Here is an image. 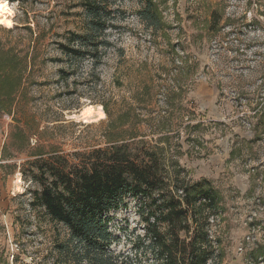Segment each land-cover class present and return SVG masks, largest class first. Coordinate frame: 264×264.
Instances as JSON below:
<instances>
[{
	"label": "rangeland",
	"instance_id": "rangeland-1",
	"mask_svg": "<svg viewBox=\"0 0 264 264\" xmlns=\"http://www.w3.org/2000/svg\"><path fill=\"white\" fill-rule=\"evenodd\" d=\"M7 1L0 264H71L60 248L77 250L68 229L31 205L32 163L76 164L114 145L156 154L170 181H210L223 209L213 226L219 264H264V0H150L157 29L141 18L146 0H109L108 29L84 45V0ZM62 45L91 53L75 58ZM100 107L105 118H84ZM144 212L127 197L108 214L109 250L123 264L153 262Z\"/></svg>",
	"mask_w": 264,
	"mask_h": 264
},
{
	"label": "trees",
	"instance_id": "trees-1",
	"mask_svg": "<svg viewBox=\"0 0 264 264\" xmlns=\"http://www.w3.org/2000/svg\"><path fill=\"white\" fill-rule=\"evenodd\" d=\"M108 2L83 1L90 17L88 32L76 35L83 45L90 33L101 35L108 29ZM140 15L149 26L159 27L150 0ZM93 45L98 49V43ZM85 49L62 45L66 55L80 59L91 53ZM93 57L100 63V58ZM32 166V180L40 188L33 192L31 205L40 206L53 222L68 229L77 250L72 251L69 245L60 248L71 264H123L109 250L113 236L108 214L119 209L127 197L139 199L146 211L152 264H219L220 242L214 237L213 226L223 209L220 194L210 181L189 182L180 176L170 181L156 154L141 159L124 145L93 150L76 164L54 156L39 158Z\"/></svg>",
	"mask_w": 264,
	"mask_h": 264
},
{
	"label": "bare ground",
	"instance_id": "bare-ground-1",
	"mask_svg": "<svg viewBox=\"0 0 264 264\" xmlns=\"http://www.w3.org/2000/svg\"><path fill=\"white\" fill-rule=\"evenodd\" d=\"M7 8L8 11H4V8ZM14 8H12L11 4L7 0H0V25L1 26H9L13 24L14 19ZM93 116H96L98 119H103L106 117V114L102 107L94 110L93 108H89L84 112V118L88 121Z\"/></svg>",
	"mask_w": 264,
	"mask_h": 264
},
{
	"label": "clouds",
	"instance_id": "clouds-1",
	"mask_svg": "<svg viewBox=\"0 0 264 264\" xmlns=\"http://www.w3.org/2000/svg\"><path fill=\"white\" fill-rule=\"evenodd\" d=\"M4 11H8V9L5 7V8H4Z\"/></svg>",
	"mask_w": 264,
	"mask_h": 264
}]
</instances>
